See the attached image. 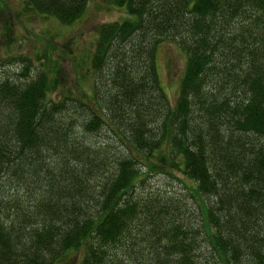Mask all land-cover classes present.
Here are the masks:
<instances>
[{
  "label": "trees",
  "instance_id": "obj_1",
  "mask_svg": "<svg viewBox=\"0 0 264 264\" xmlns=\"http://www.w3.org/2000/svg\"><path fill=\"white\" fill-rule=\"evenodd\" d=\"M102 1L125 15L75 89L47 96L55 64L0 68V264H264V0ZM21 2L63 25L87 4ZM164 40L185 58L172 104Z\"/></svg>",
  "mask_w": 264,
  "mask_h": 264
},
{
  "label": "rangeland",
  "instance_id": "obj_2",
  "mask_svg": "<svg viewBox=\"0 0 264 264\" xmlns=\"http://www.w3.org/2000/svg\"><path fill=\"white\" fill-rule=\"evenodd\" d=\"M21 1L0 0V64H2L0 68L3 71L20 70L22 62L18 60L19 56L26 59L23 63L27 64L29 72L42 64L46 66L55 64L58 69L56 72L61 79L59 78L58 88L47 94L53 98L57 97L61 90L71 87L75 89L74 71L78 65L81 67L85 65V56L93 47L95 27L101 22L118 20L125 15L122 9L106 5L102 0H87L84 12L75 21L63 25L51 17L31 13L23 7ZM156 49L155 69L158 72L160 88L172 104L185 58L182 51L167 40L158 44ZM12 59L16 62H9ZM87 79L85 76L81 81L86 89ZM150 174V182H162L165 186L168 183L175 188L180 186L172 178H164L163 173ZM175 174L185 184H190L181 173ZM74 254L70 252L66 258L62 257L55 264H76Z\"/></svg>",
  "mask_w": 264,
  "mask_h": 264
}]
</instances>
